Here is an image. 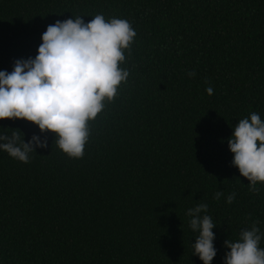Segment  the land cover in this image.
<instances>
[{
    "label": "trees",
    "instance_id": "1",
    "mask_svg": "<svg viewBox=\"0 0 264 264\" xmlns=\"http://www.w3.org/2000/svg\"><path fill=\"white\" fill-rule=\"evenodd\" d=\"M97 14L135 30L129 75L79 159L0 121L47 143L28 163L0 152V264H202L186 215L197 204L216 226L212 264L253 225L264 248V184L250 191L227 145L240 119L264 120V0H0V70L34 58L48 25Z\"/></svg>",
    "mask_w": 264,
    "mask_h": 264
},
{
    "label": "clouds",
    "instance_id": "2",
    "mask_svg": "<svg viewBox=\"0 0 264 264\" xmlns=\"http://www.w3.org/2000/svg\"><path fill=\"white\" fill-rule=\"evenodd\" d=\"M82 16L57 20L46 27L34 58L14 61L10 72L0 70V121L23 120L36 126L39 133H51L55 144L71 159L83 155L93 121L111 101L129 73L119 67L125 60L135 30L119 18L105 20L97 14L87 23ZM193 76L194 73H189ZM212 95L213 89H205ZM233 158L231 165L248 181L250 191L264 184V120L253 112L240 119L227 139ZM47 147L40 136L27 143L14 130L11 135L0 130V152L21 163H28L31 153ZM222 193L217 192L215 198ZM235 194L226 198L231 204ZM206 204L187 210L189 227L195 233L192 255L202 264H212L216 256L213 241L216 227ZM262 234L253 225L239 234L236 241L226 240L223 264H264Z\"/></svg>",
    "mask_w": 264,
    "mask_h": 264
}]
</instances>
